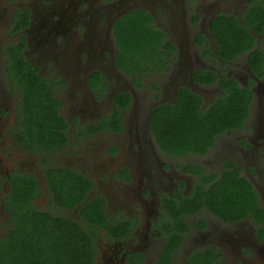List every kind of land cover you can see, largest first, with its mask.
Masks as SVG:
<instances>
[{"label":"flooded vegetation","instance_id":"1","mask_svg":"<svg viewBox=\"0 0 264 264\" xmlns=\"http://www.w3.org/2000/svg\"><path fill=\"white\" fill-rule=\"evenodd\" d=\"M19 1L15 6L0 0V236L12 226L3 203L11 181L31 175L38 183L37 196L31 200L37 210L83 226L80 208L100 197L106 219L105 227L94 228L95 264H195L196 251L206 248L218 254L214 264H239L243 256L261 248L264 217L258 222L256 212L223 221L201 208L182 214L183 231L166 212L167 206L179 203L180 196H189L197 183L203 181L208 187L224 173L247 180L264 211V26L256 29L255 18V28L248 29L251 47L243 46L231 59L219 55L211 30L219 13L232 14L245 25L242 14L256 0H152L149 7L140 6L138 0H41L38 5ZM53 5L61 10L51 9ZM139 8L151 13L165 40L175 47L169 70L158 79L159 92L151 99L147 92L139 93L116 64L114 22ZM256 49L262 63L254 70L250 56ZM19 51L51 85L59 102L57 112L66 122L61 130L63 143L33 141L27 148L21 141V89L8 73L12 54ZM32 53L35 60L29 58ZM195 73L216 81L198 82ZM224 79L251 91L243 122L215 133L210 144L195 151H163L150 128L152 109L175 101L180 87L199 95L201 107H207L225 94L217 81ZM122 92L130 94L127 108L114 101ZM89 159L93 163L87 164ZM61 171L90 184L84 200L71 208L51 202L48 175ZM112 188L118 192L112 201L125 209H114L105 198V190ZM99 230L105 236L98 242ZM113 231L115 235L110 234ZM228 248L233 249L232 262L224 259Z\"/></svg>","mask_w":264,"mask_h":264},{"label":"trees","instance_id":"2","mask_svg":"<svg viewBox=\"0 0 264 264\" xmlns=\"http://www.w3.org/2000/svg\"><path fill=\"white\" fill-rule=\"evenodd\" d=\"M255 18L256 29L257 26L263 27L264 0L253 1L243 12L245 25L232 14L219 13L213 19L211 30L219 55L231 59V54L243 46L251 47L248 29L255 28ZM113 37L118 69L129 76L137 88L145 78H152L153 89L158 91V78L169 70L175 47L171 41L165 40V33L154 24L151 13L139 8L118 17L113 25ZM257 52L258 49L252 51L250 56L254 70L262 63ZM8 73L21 89L18 125L22 143L27 148H31L33 141L41 145L53 141L63 143L65 136L61 130L66 128V122L57 112L59 102L51 85L37 74L36 68L20 51L12 54ZM193 77L206 84L216 81V78L197 73ZM98 81L95 80L96 84ZM217 81L225 94L207 107H201L199 95L180 87L175 101L159 103L152 109L150 128L163 151L178 154L195 151L210 144L215 133L243 122L249 112L251 91L232 80ZM114 101L118 107L127 108L130 94L118 93ZM120 123L119 111H116L115 125ZM62 172L48 175L51 202L71 208L84 200L90 184L85 179H74ZM37 187L38 183L31 175L15 177L10 183L3 203L9 210L12 226L0 236V264H95L94 228L96 225L105 227L106 219L100 197L86 201L80 208L83 226L61 215L37 210L31 202L37 196ZM201 208L209 209L223 221L244 214L252 216L255 212L258 222L264 217L252 185L236 174L224 173L208 187L203 181L197 183L189 196H180L179 203L167 206L166 212L183 231L186 223L182 214H191ZM110 234L115 235V232ZM174 236L176 234L172 233L171 237ZM196 256L195 264H214L218 254L213 248H206L197 250Z\"/></svg>","mask_w":264,"mask_h":264},{"label":"rangeland","instance_id":"3","mask_svg":"<svg viewBox=\"0 0 264 264\" xmlns=\"http://www.w3.org/2000/svg\"><path fill=\"white\" fill-rule=\"evenodd\" d=\"M5 1H7V0H5ZM138 1L140 3V6L144 5L147 7H149L151 2H152V0H138ZM8 2H11L15 6H17L21 1H19V0H8ZM31 2L34 5H38L39 3L41 4V0H31ZM70 2H76L77 3V0H70ZM1 5L2 4H0V6ZM51 9H55L58 11L61 10L60 8L56 7L55 5L51 6ZM2 11H3V8L0 7V16H3V14L1 13ZM70 11H71L70 14H75V12H76V10H70ZM0 33H1V30H0ZM59 36L61 37V35H59ZM35 57H36V54L32 53V54H30L29 58L31 60H35ZM48 64L50 65L51 63L49 62ZM153 83H154V81L152 78H148V79L145 78L142 82V85L140 87H138L139 93L147 92L149 94V99H151V96L153 94L156 93V95H157L159 90L157 91L156 89H153ZM60 92L61 91H58V93H60ZM91 163H93V159H89L87 164H91ZM132 188H134L133 184H132ZM117 193H118L117 190L112 188V190L106 189L104 195H105V198H107L110 201L111 205L113 204L114 209L121 208V210H123V209H125L124 208L125 205H124V207H121L120 205H118L112 201V197H116ZM128 200H129V198H128ZM111 205H109V207H111ZM125 212H127V209ZM1 224H2V213H0V233L3 232V227ZM104 236H105V232L103 230L97 231V237H98L97 241L98 242L101 241V238H103ZM232 252H233V249H231V248L226 249V251L224 252V259H227L229 262H232V260L234 258V255ZM238 262H239V264H264V245H262L261 248L258 247L257 250H255V251L249 252L247 255L243 256V258L241 260H238Z\"/></svg>","mask_w":264,"mask_h":264}]
</instances>
